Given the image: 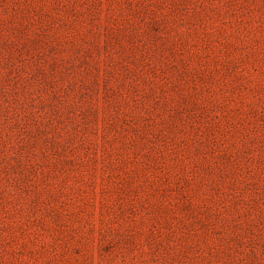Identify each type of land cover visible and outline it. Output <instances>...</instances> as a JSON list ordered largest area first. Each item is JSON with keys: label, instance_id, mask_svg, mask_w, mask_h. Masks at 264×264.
I'll use <instances>...</instances> for the list:
<instances>
[{"label": "rangeland", "instance_id": "rangeland-1", "mask_svg": "<svg viewBox=\"0 0 264 264\" xmlns=\"http://www.w3.org/2000/svg\"><path fill=\"white\" fill-rule=\"evenodd\" d=\"M0 264H264V0H0Z\"/></svg>", "mask_w": 264, "mask_h": 264}]
</instances>
